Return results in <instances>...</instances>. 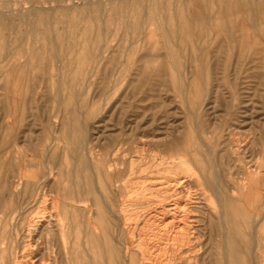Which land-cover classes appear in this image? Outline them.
I'll return each instance as SVG.
<instances>
[{"label":"bare ground","instance_id":"1","mask_svg":"<svg viewBox=\"0 0 264 264\" xmlns=\"http://www.w3.org/2000/svg\"><path fill=\"white\" fill-rule=\"evenodd\" d=\"M66 1L68 0L64 2ZM144 2L147 3L144 0H114L108 1L106 8L96 5L90 16H84V20L96 23L98 27L92 43L86 38L92 33L91 29L80 32L79 47L62 34L58 36L62 40L60 43L55 40L53 31L51 35L47 34L40 50H48L47 53L56 61L59 52L62 53L61 61L53 67L57 77L60 78L66 72L71 74L72 65L77 62L79 74H84L90 67L95 71L106 53L110 55L119 52L120 47L111 48L107 42L102 43L106 31L102 28L103 16L108 24L124 23L129 36H136L135 42L131 38L129 42H132L125 48L128 54H133V48L136 52H141L134 76L142 74L150 62L163 64L162 56L144 52L148 39L157 36H162L165 43L157 48L160 42L155 41L158 45L149 44V50L154 53L155 50L165 51L172 59L176 53H180L176 45L179 40L191 34L197 41L200 36H193L194 30H200L204 36H211L215 43L220 41L218 39H224L222 43L231 47L230 53L237 49V53L242 54L249 50L251 43L264 46V0H157L153 1L151 7H146ZM8 6H12L9 0L0 1V7ZM133 8L135 18L128 22L130 11L134 12ZM71 11L75 12L74 9ZM35 12V19H49L43 10ZM148 14L153 16L149 19ZM216 21L219 23H215ZM3 29L12 30V35L16 33L12 25L9 26L5 19H0V42H5ZM73 37L75 38H71ZM225 39L228 40L226 43ZM9 42L10 48L7 46L0 49L6 53L5 58L21 50V43L24 41L13 37ZM14 44L19 45L12 47ZM233 45L236 46L235 49ZM222 49L221 46L220 50L225 52ZM23 50L29 53L33 51V47L29 44ZM250 51L251 48L248 52L251 54ZM245 54H242V58ZM6 70L7 68L3 71ZM176 70L177 68L175 72L178 73ZM191 71L187 69L186 76L189 75L194 84L198 85H194L195 88L200 87V94L203 91V79L201 75L196 76ZM179 77L181 78L180 74ZM178 79L176 88L181 96L184 85ZM65 82L59 79L56 84L64 85ZM204 95L203 97L206 96ZM59 100L61 101V96ZM199 101L196 97L195 105ZM87 131L81 122L74 128L73 133H77L75 145L81 152L77 160H72L79 168V173L72 171L66 176L61 174L68 184L61 191H53L54 181L42 186L35 177L28 181V176L22 172L14 178L12 187L23 198L21 204L26 207L25 216L28 217L18 231L13 230L12 246L0 250V264H264V198L260 202V196L264 197L261 193L264 182H260L259 166L251 167L248 173L246 169L241 180L233 179L231 184H226L216 174L214 160L208 154L210 150L199 152L205 147L200 137H188L182 141L177 153L167 154L168 158L161 154L164 159L160 164L149 167L141 155L131 160L119 159L115 155L108 158L112 153L99 157L94 153L97 146L92 145L94 140L92 141L90 132ZM176 140L174 138L172 142H177ZM159 142L153 137L149 144L153 146L160 144ZM241 154L245 155L244 152ZM149 169L151 171L148 173ZM211 170L215 171L212 176L209 174ZM239 175L243 176V171ZM208 192L213 194V202L207 195ZM4 203L5 206L0 207V237L3 242L7 239L6 219L12 213L13 202L9 199ZM130 207L138 208L142 213L131 218L133 215L129 214ZM212 216L217 220L220 233L214 238L210 233L206 241L202 240L204 227H209L214 221Z\"/></svg>","mask_w":264,"mask_h":264},{"label":"rangeland","instance_id":"2","mask_svg":"<svg viewBox=\"0 0 264 264\" xmlns=\"http://www.w3.org/2000/svg\"><path fill=\"white\" fill-rule=\"evenodd\" d=\"M9 1L12 4L11 8L0 7V19H5L9 26L12 25L16 33L12 35V30L3 29L5 42H0V49L7 46L10 48L11 43L8 41L13 37L24 42L21 43V50L17 53L14 50L15 54H9L6 58V53L0 50L2 80L0 81V207L5 206L6 200L10 199L13 202L11 205L13 214L10 213L6 219L7 239L3 242L0 237V250L12 246L13 230L18 231L17 229H20L28 217L25 216L26 207L21 204L23 198L19 197L12 187L14 178L19 173L28 176V181L35 177L42 186L54 181V192L61 191L68 185L65 177L62 178L63 175L66 176L72 171L79 173V168L72 160V158L77 160L81 152V149L75 145L77 133H73L79 122L87 128V132H90L91 139L94 140L92 145L97 146L94 153L99 157L112 153L111 157H107L112 158L115 155L114 157L119 159L131 160L142 156L148 166L153 167L160 164L164 159L163 156L168 158L169 153L173 155L177 153L182 141L193 135L200 137L205 143V149L201 148L202 151L195 146L200 150L199 152L211 151H208V154L212 155L210 158L214 160L216 174L222 179L221 182L231 184L233 179L241 180L242 177L244 178V171L248 169V173L254 166L261 168L260 182H264V46L251 43L249 45L251 54L248 53L249 50L244 51L242 54H246L242 58L243 55L238 54L237 49L230 53L231 47L222 43L224 39H218L220 41L215 43L211 36H204L200 30H194L193 36H200L197 41L191 34L181 39L183 41L179 40L176 45L180 53H176L175 58L172 59L165 51L155 50L154 53L149 50L151 47L149 44L155 45V41L161 44L156 43L157 48L165 43L162 36H157L148 39L149 43H146L144 52L162 56L163 64L150 62L146 70L142 69L144 70L142 74L134 76L138 67L136 62L141 52L137 50V53L134 46L133 54L126 53V49L132 42L129 40L134 38L135 42L136 36H129V30L124 23L108 24L103 16L102 28L103 31L106 30V33L104 32L106 38L104 35L102 43L107 42L111 48L120 47L119 52L110 55L106 53L101 65L95 71L90 67L84 74H79L77 62V64L73 63L71 74L66 72L58 78L53 67L61 61L62 53L59 52L56 61L47 53L48 50L45 52L40 50L47 34L51 35L53 31L58 43L62 41L58 37L62 34L64 38L79 47L80 32L91 29L92 33L86 38L92 43L98 27L96 23L92 24L84 20V16H90L91 10H94L96 5L106 8L108 1L114 0ZM144 1L147 2H144L146 7H151L153 1L157 0ZM39 10H43L49 19L45 21L35 19V11ZM133 11H130L128 22L135 18L134 8ZM147 16L150 19L153 14ZM72 36L75 38H71ZM151 40L154 42L150 43ZM227 41L225 39L224 42ZM27 44L32 45V52L23 50L28 47ZM18 45L14 44L12 47ZM218 45H221L225 52L221 51V46ZM233 48L235 49L236 46L233 45ZM176 68L182 79L175 72ZM187 69L192 70L191 72L196 76L201 75L204 84L200 94L198 93L200 87L195 88L194 85L197 84H194L189 75L186 76ZM59 79L66 81L65 84L57 85L56 81ZM177 79L184 85L181 91L182 97L176 88ZM130 82L132 84H129ZM196 97L198 101L201 99L203 104L200 100L195 105ZM153 137L157 138L160 144L153 146L149 144ZM173 137L177 142H172ZM243 152L245 155L241 154ZM126 162L128 165V161ZM150 171L149 169L148 173ZM241 171L243 176L239 175ZM214 173V170L209 172L211 176ZM76 183H79V179ZM262 189L264 190L263 187ZM263 190L261 193L264 194ZM207 195L213 202V194L208 192ZM263 198L260 196V202ZM141 213L140 209L130 207L129 214L133 215L131 218ZM213 220L209 227H204L202 240L206 241L210 233L213 238L220 233L217 220L214 218ZM207 222L206 217L205 223Z\"/></svg>","mask_w":264,"mask_h":264}]
</instances>
